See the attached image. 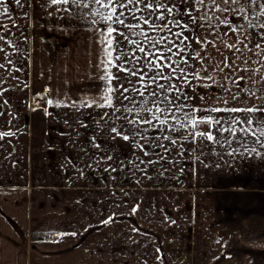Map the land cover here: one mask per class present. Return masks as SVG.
<instances>
[{
    "label": "crops",
    "instance_id": "obj_1",
    "mask_svg": "<svg viewBox=\"0 0 264 264\" xmlns=\"http://www.w3.org/2000/svg\"><path fill=\"white\" fill-rule=\"evenodd\" d=\"M49 3L27 0L21 7L5 0L9 13L0 16L9 25L3 35L17 46L7 49L13 64L5 61L0 69V87L9 89L0 97V130L16 133L0 140V264H264V159L248 153L220 159L216 152L232 149L214 146L216 152L205 149L201 157L205 167L190 151L194 145L178 142L165 152L155 143L168 141L142 125L149 139L135 140L145 144V156L136 143L112 140L98 125L112 109L49 106V98L70 105L98 97L93 65L102 54L87 10L56 12ZM213 74L217 94L227 96L225 87L236 91L223 74ZM191 103L203 101L196 95ZM217 162L220 167L213 166ZM247 193L260 201L252 203ZM232 198L240 201L231 206ZM113 214L114 222L105 225Z\"/></svg>",
    "mask_w": 264,
    "mask_h": 264
},
{
    "label": "snow or ice",
    "instance_id": "obj_2",
    "mask_svg": "<svg viewBox=\"0 0 264 264\" xmlns=\"http://www.w3.org/2000/svg\"><path fill=\"white\" fill-rule=\"evenodd\" d=\"M15 3L24 7L27 0H15ZM47 6L70 14L73 8L87 10L91 23L97 26L93 30L98 33L97 43L102 53L93 65L98 70L94 78L101 81L98 97L73 99L70 105L49 98V106L55 103L58 107L112 109L100 115L98 125L110 133L112 140L119 137L136 143L145 156L150 154L145 144L135 140L136 136L149 139L143 135L148 128L142 125L151 126L160 134L159 139L168 141V144L155 143L156 148H163L165 152L170 151L169 145L178 142L182 148L186 143L194 145L190 151L197 153L195 159L205 167L209 164L201 157L205 149L216 152L214 146L227 145L232 149L216 152L220 159L225 154L235 158L244 153L264 159V152L257 147L264 148V0H50ZM0 7L3 8L0 16H8L5 0H0ZM101 24L103 28L98 27ZM12 26H17L14 20ZM6 30L9 25L0 22V69L5 68V61L13 64L12 53L7 49L17 47L3 35ZM245 51L250 55L243 57ZM253 56L259 59L253 60ZM252 64L258 67L253 69ZM213 70L230 80L236 91L225 87L227 96L217 94L214 89L218 82ZM240 72L246 75H237ZM257 75L258 79H254ZM3 82L0 74V85ZM255 84L260 87L254 89L251 85ZM200 88L213 91L203 93L198 91ZM7 91L0 87V97ZM37 95L43 98L44 94ZM196 95L203 103H191ZM136 96L141 98L139 102ZM209 99L212 104H208ZM124 101L132 106L125 105ZM224 113L230 115L226 117ZM3 115V105H0V116ZM113 117L124 123L112 126ZM205 125L207 130L201 131ZM14 135L10 130H0V140ZM234 144L243 148V152L233 147ZM153 154L163 159L162 154ZM213 166L221 165L217 162ZM138 208L139 205L133 207L132 213ZM114 216L103 223L114 222ZM58 235L63 238L65 234ZM156 251L160 253L159 248ZM157 259L161 256L157 255Z\"/></svg>",
    "mask_w": 264,
    "mask_h": 264
},
{
    "label": "rangeland",
    "instance_id": "obj_3",
    "mask_svg": "<svg viewBox=\"0 0 264 264\" xmlns=\"http://www.w3.org/2000/svg\"><path fill=\"white\" fill-rule=\"evenodd\" d=\"M88 25L89 26H93V24L92 23H88ZM102 25L103 24H101V25H99L98 27L99 28H101L102 27ZM104 26V25H103ZM116 71V69H113V72H115ZM121 75H124L123 73H121ZM177 83H179L178 81H177ZM100 90H101V87L99 88ZM191 89V88H190ZM75 91H77V89H75L74 90V93H75ZM189 91V90H188ZM141 98L139 97V96H136V101L137 102H139L138 100H140ZM247 195H249V196H246V199H247V197L249 198V199H251L250 201H252V203H254V204H257L258 203V201H260L259 200V198L258 197H254V196H250V194L249 193H247ZM240 200L238 199V198H232V204H231V206H234L237 202H239ZM257 201V202H256ZM264 201V200H263ZM246 202H249V201H246ZM233 216H232V220H233Z\"/></svg>",
    "mask_w": 264,
    "mask_h": 264
}]
</instances>
